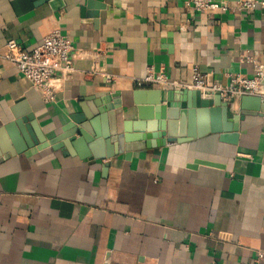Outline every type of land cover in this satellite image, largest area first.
Instances as JSON below:
<instances>
[{"label": "crops", "instance_id": "crops-1", "mask_svg": "<svg viewBox=\"0 0 264 264\" xmlns=\"http://www.w3.org/2000/svg\"><path fill=\"white\" fill-rule=\"evenodd\" d=\"M57 28L78 53L76 71L56 74L54 99L45 101L0 57V130L24 98L48 142L72 115L101 131L116 123L121 133L148 93L163 89L138 83L149 66L184 82L198 67L227 84L264 64V6L195 11L185 0H0V50L10 39L32 50ZM240 98L228 102L229 117L241 112ZM3 132L0 264H264L257 260L264 253V113L240 120L235 144L209 132L109 159L86 156L87 140L83 155L75 146L72 153L34 146L12 154Z\"/></svg>", "mask_w": 264, "mask_h": 264}, {"label": "water", "instance_id": "water-1", "mask_svg": "<svg viewBox=\"0 0 264 264\" xmlns=\"http://www.w3.org/2000/svg\"><path fill=\"white\" fill-rule=\"evenodd\" d=\"M229 109V103L219 94H206L190 89H157L148 93L145 103L138 105L135 120L124 121L121 133H117L116 123L111 131H101L93 129L84 121L83 116L72 115V122L48 142L22 98L12 108L14 120L6 124L0 133L7 131L12 139L15 148L11 151L12 154L34 146H52L72 153L71 147L75 146L83 155L81 146L87 140L90 153L86 156L92 159H109L118 153L127 152L129 156L134 150L161 147L168 142H183L209 132L220 133L222 141L235 144L239 137L240 120L250 111L262 115L264 102L260 96L243 95L240 98L241 112L229 117ZM194 117L198 119L196 126ZM76 134L81 138H75ZM198 163L213 165L211 162L196 160L195 165Z\"/></svg>", "mask_w": 264, "mask_h": 264}, {"label": "built area", "instance_id": "built-area-1", "mask_svg": "<svg viewBox=\"0 0 264 264\" xmlns=\"http://www.w3.org/2000/svg\"><path fill=\"white\" fill-rule=\"evenodd\" d=\"M185 4L195 11L238 9L240 11L253 10L264 6V1L241 0L235 6L228 0H185ZM78 56L74 45L57 28L43 37L42 42L32 50H27L15 39H10L0 50V57L13 63L19 72L37 88L45 101L54 99V94L49 87V81L56 75L70 77L75 71L74 59ZM101 72V70H99ZM97 69L89 73L94 74ZM106 74V73H105ZM108 80L112 76L106 74ZM264 64H257L255 74L251 77L240 74L231 77L227 84L211 78L208 73L202 72L198 67L192 70L191 80L184 82L171 78L163 69L149 66L146 76L139 79V84H154L163 89H190L200 90L206 94H219L226 102L243 95L260 96L264 101ZM258 261L264 260V253L258 254Z\"/></svg>", "mask_w": 264, "mask_h": 264}]
</instances>
